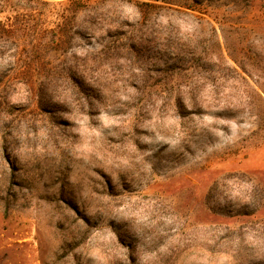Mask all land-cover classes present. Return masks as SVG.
Here are the masks:
<instances>
[{
    "label": "rangeland",
    "instance_id": "obj_1",
    "mask_svg": "<svg viewBox=\"0 0 264 264\" xmlns=\"http://www.w3.org/2000/svg\"><path fill=\"white\" fill-rule=\"evenodd\" d=\"M143 1L43 47L36 88L0 81V264H237L239 242L264 264V0ZM63 7L0 0V20L46 42ZM114 30L146 43L104 60Z\"/></svg>",
    "mask_w": 264,
    "mask_h": 264
},
{
    "label": "trees",
    "instance_id": "obj_2",
    "mask_svg": "<svg viewBox=\"0 0 264 264\" xmlns=\"http://www.w3.org/2000/svg\"><path fill=\"white\" fill-rule=\"evenodd\" d=\"M105 0H56V3L64 6L61 12L59 11V22L56 24L57 28H61L59 34L55 32V37L53 40L49 41H38L28 40V36L25 35L23 41L18 37L20 34H27V24H17V23H9L3 22L0 20V53H4L10 51L9 53V62L11 64V69L13 74H8L7 76H1V82L9 85H17L20 81L21 84L28 86L30 89L36 88L37 81L34 78L36 70L43 66L42 57L40 55V50L44 47L46 48H54L58 50L63 48L64 43L71 42L74 35H72L73 30L70 27L72 26H83L85 23H79L80 20H86L89 23L86 29H92V24L95 19H97L99 11L98 8L101 3ZM151 1V2H150ZM152 1H165V0H149L143 1L139 3V8L142 6L154 7L157 6L156 3ZM39 3L50 4L54 2V0H37ZM195 2H199V0H195ZM100 19V18H99ZM81 24V25H80ZM86 27V26H85ZM46 31H48L46 29ZM50 31H53L50 29ZM74 34V33H73ZM76 34V32H75ZM18 37V40L11 41V38ZM110 40H106L105 42H101L100 49L98 53L100 56L107 60L117 53L119 49L122 48V44L120 41H124V49L129 51L130 53H134L138 45H142V43H146L145 40H138L135 38V33L129 30L126 33H120L118 30H114V33L109 36ZM126 41V42H125ZM98 57H95V60ZM48 63H50L48 61ZM79 65H73L68 70L64 71L63 79L66 80L67 83L72 84H81V74H80ZM82 68V67H81ZM35 71V72H34ZM63 75V72L61 73ZM52 80V79H50ZM18 81V82H17ZM38 88V87H37ZM35 97H38V102L40 105L43 104L44 98L40 94V88H38L35 93ZM241 237V236H239ZM259 237H264V230L259 235ZM239 247L237 252L234 253L233 258L234 261L238 264V262H243L247 260L248 257V248L247 254H244V248L241 246V242L238 243Z\"/></svg>",
    "mask_w": 264,
    "mask_h": 264
}]
</instances>
